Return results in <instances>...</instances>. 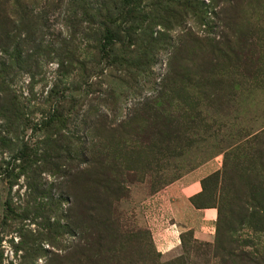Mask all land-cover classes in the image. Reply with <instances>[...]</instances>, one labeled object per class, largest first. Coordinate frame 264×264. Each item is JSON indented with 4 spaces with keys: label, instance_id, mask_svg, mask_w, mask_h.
Masks as SVG:
<instances>
[{
    "label": "rangeland",
    "instance_id": "1",
    "mask_svg": "<svg viewBox=\"0 0 264 264\" xmlns=\"http://www.w3.org/2000/svg\"><path fill=\"white\" fill-rule=\"evenodd\" d=\"M0 264H264V0H0Z\"/></svg>",
    "mask_w": 264,
    "mask_h": 264
},
{
    "label": "crops",
    "instance_id": "2",
    "mask_svg": "<svg viewBox=\"0 0 264 264\" xmlns=\"http://www.w3.org/2000/svg\"><path fill=\"white\" fill-rule=\"evenodd\" d=\"M196 173H198V170L181 180L183 182L187 180L188 182H190V184L187 185L186 188H183L181 190V193L185 196V198H182L180 201H175L170 204V209L175 219V223L172 226H174L175 229L168 228L166 232L165 230H161L162 232H153L157 247L161 251L164 250V253L173 252L177 249V243L175 242L173 236L176 234V236L174 237L177 238V234L179 235L180 229H195L196 232L194 234L196 237H199L198 235H206L202 233L199 234L198 229L209 227L218 217V213L214 208L196 209L188 203L187 197H190L191 195H193L192 193L197 192L198 187H200V183H192L194 175H196ZM178 190L179 188H177L176 191ZM160 236H162L164 240H161L159 238ZM165 250H167V252H165Z\"/></svg>",
    "mask_w": 264,
    "mask_h": 264
},
{
    "label": "trees",
    "instance_id": "3",
    "mask_svg": "<svg viewBox=\"0 0 264 264\" xmlns=\"http://www.w3.org/2000/svg\"><path fill=\"white\" fill-rule=\"evenodd\" d=\"M97 41L103 43L101 44L103 46V51L106 53H109L112 51V48L116 45L118 42V37L114 32H111L109 30H105L102 33L96 34Z\"/></svg>",
    "mask_w": 264,
    "mask_h": 264
}]
</instances>
